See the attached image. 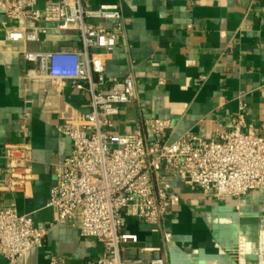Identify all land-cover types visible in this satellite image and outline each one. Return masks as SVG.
<instances>
[{"label": "crops", "instance_id": "0c3cea01", "mask_svg": "<svg viewBox=\"0 0 264 264\" xmlns=\"http://www.w3.org/2000/svg\"><path fill=\"white\" fill-rule=\"evenodd\" d=\"M119 4L126 33L108 56L107 74L136 83V99L120 106L116 133L130 134L144 120L170 119V141L195 133L209 139L229 131L246 105V121L264 136V0H90L91 8ZM43 8V3L40 4ZM108 28L113 21L98 22ZM46 27L39 42H15L10 29ZM72 29L0 14V205L14 204L38 227L56 218L48 206L57 167L71 156V140L59 131L67 116L90 109V94L70 81L29 79L22 52L79 49ZM152 139L150 132H147ZM18 143L30 144V179L5 189V156ZM162 174L166 172L161 169ZM169 214L161 225L131 218L127 231L139 242L126 258L166 264H264V191L218 197L170 177ZM159 249V250H156ZM104 255L94 237L66 224L49 227L43 247L18 264H90ZM0 264L10 262L0 256Z\"/></svg>", "mask_w": 264, "mask_h": 264}, {"label": "built area", "instance_id": "2783aa9c", "mask_svg": "<svg viewBox=\"0 0 264 264\" xmlns=\"http://www.w3.org/2000/svg\"><path fill=\"white\" fill-rule=\"evenodd\" d=\"M0 14L56 24L81 37L79 49H26L22 57L31 64L26 78L68 80L91 97L88 112H74L58 127L73 151L57 167L48 203L56 214L49 227L66 224L103 244L104 255L90 264H166L162 256L149 263L126 258L125 250L139 242L136 233L127 231L131 218L159 226L169 214L170 177L218 197L264 191V136L248 125L244 103L229 131L206 140L190 132L170 141L176 126L162 118L144 120L130 134L114 131L120 106L136 99L131 75L107 74L108 56L126 33L119 4L91 8L90 0H0ZM102 20L113 21V26L99 24ZM41 33L47 28H15L8 38L39 42ZM5 160V189L25 186L32 163L30 144L18 143ZM49 227L36 226L31 216L18 214L14 204L0 205V256L18 264L32 249L43 247Z\"/></svg>", "mask_w": 264, "mask_h": 264}]
</instances>
